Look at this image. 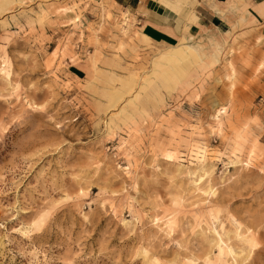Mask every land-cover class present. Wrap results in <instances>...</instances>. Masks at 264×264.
Here are the masks:
<instances>
[{
	"label": "rangeland",
	"instance_id": "1",
	"mask_svg": "<svg viewBox=\"0 0 264 264\" xmlns=\"http://www.w3.org/2000/svg\"><path fill=\"white\" fill-rule=\"evenodd\" d=\"M125 2L0 0V264H264V36Z\"/></svg>",
	"mask_w": 264,
	"mask_h": 264
},
{
	"label": "crops",
	"instance_id": "2",
	"mask_svg": "<svg viewBox=\"0 0 264 264\" xmlns=\"http://www.w3.org/2000/svg\"><path fill=\"white\" fill-rule=\"evenodd\" d=\"M126 1L136 27L156 44L184 38L211 47L234 32L264 36V0H188L181 14L158 0Z\"/></svg>",
	"mask_w": 264,
	"mask_h": 264
}]
</instances>
